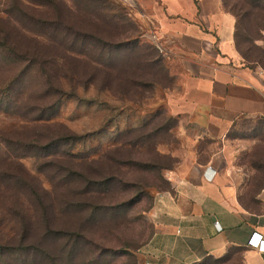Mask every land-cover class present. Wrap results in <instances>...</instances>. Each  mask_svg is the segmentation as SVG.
<instances>
[{"label": "rangeland", "instance_id": "1", "mask_svg": "<svg viewBox=\"0 0 264 264\" xmlns=\"http://www.w3.org/2000/svg\"><path fill=\"white\" fill-rule=\"evenodd\" d=\"M155 4L157 2L152 0H0V157L7 154L8 140L33 139L43 143L48 136L69 131L76 136L73 152L89 155L88 159L79 161L81 170L86 169L90 177L98 178V172L104 171L121 179L111 184V192L105 195L107 204L122 202L121 209L113 216L106 213L102 222L84 230L91 242L85 249L80 247L82 250L74 264H83L81 259L86 258L96 260L98 255L99 259H93L92 264H139L140 250L152 233L147 213L155 194L166 185L160 177H164L165 166H172L174 162L159 149L163 150L165 144L174 146L175 135L173 131L161 132L152 149L122 146V142L136 135L124 134L126 131L141 127L148 120L170 118L165 110V93L176 87L181 61L159 50L158 20L151 12ZM99 6L107 8L108 15H114L112 25L120 26L121 38L155 46L162 56L161 66L151 67L143 62L146 56L153 55L150 49L114 54V62L125 66H119L120 71L112 70L110 74L105 70L97 71L96 65L90 63L85 66L69 61L61 66L55 54L61 53L62 46L47 43L46 36L63 39L66 30L85 29L82 27L85 23L80 20L101 14L103 7ZM96 22L100 30H105V36L111 32L108 25L101 28L107 23L103 19ZM252 54L262 58L260 62L264 63L263 33L254 41ZM238 55L243 65L264 72V64L246 61ZM46 58L52 60L49 77L45 76L41 65ZM51 103L54 105L49 108ZM51 112L55 115L43 120ZM158 112L160 115L155 117ZM227 135L235 162L244 171L254 170L256 179L264 182V120L241 118L233 123ZM164 155L167 157H161ZM103 156L106 160H102V164L95 162ZM20 161L47 192L43 200L52 228L79 229L76 214L63 215L55 207L60 198L81 186L67 189L57 186V181L46 177L38 168L40 160L26 156ZM118 161H128L130 165L118 164ZM142 162H148V167H143ZM15 198L20 203L24 200L23 196ZM7 208L0 203V244L13 246L17 227L7 214ZM32 213L33 207H30L27 215ZM34 224L35 229L28 238L32 243L37 241L41 231L40 222L34 221ZM58 240L49 238L44 242L52 256L59 248ZM123 250L131 256L123 255ZM202 264L220 263L208 259Z\"/></svg>", "mask_w": 264, "mask_h": 264}, {"label": "crops", "instance_id": "2", "mask_svg": "<svg viewBox=\"0 0 264 264\" xmlns=\"http://www.w3.org/2000/svg\"><path fill=\"white\" fill-rule=\"evenodd\" d=\"M152 1L159 50L181 70L165 93L176 142L159 149L174 159L163 173L170 189L153 198L139 264H264V252L247 243L254 232L264 240V182L235 162L227 137L241 118L264 120V72L240 63L235 17L222 0ZM205 166L216 170L212 181Z\"/></svg>", "mask_w": 264, "mask_h": 264}, {"label": "trees", "instance_id": "3", "mask_svg": "<svg viewBox=\"0 0 264 264\" xmlns=\"http://www.w3.org/2000/svg\"><path fill=\"white\" fill-rule=\"evenodd\" d=\"M222 4L224 9L235 17L233 39L237 52L246 61L262 63L260 61L263 59L252 54V49L257 36L264 34V0H222ZM101 7L103 6H99V8ZM101 9L103 10L100 11L101 14L94 15L93 19L82 17L80 22L85 23L82 26L85 28L83 30L73 29L69 32L66 30L63 39L45 35L47 43L53 45L59 43L62 46L61 53L55 54L61 61V66L69 61L79 62L85 66L90 63L96 65L97 71L105 70L106 73L110 74L112 70L120 71L119 69L125 66L123 63L118 65L116 61L114 62V54L120 55L123 52L133 54L138 50L148 52L149 49L153 55L146 56L143 62L151 67L161 66L162 56L155 46L140 43L136 39L121 38L123 32L119 31L120 26L117 23L112 25L114 15H108L109 12L105 7ZM99 19L107 22L101 28L107 25L111 27H109L111 32L108 31L106 36L105 30H100V24L96 22ZM91 27L95 29L93 30ZM70 36L72 37L71 40ZM66 39H69L70 42L67 43ZM51 61V59L46 58L45 61L41 62L43 73L47 77L50 76L48 71H50L49 63ZM131 82L133 83V81ZM49 86L50 88L53 87L52 84ZM54 104L51 103L48 107L51 108ZM54 115L55 112H51L43 120H49ZM156 115L159 116L160 113L158 112L154 116L156 117ZM158 120L150 119L141 127L126 131L124 134L136 133V135L122 142V146L154 148L158 143V135L161 132L171 131L176 124V120L172 117L167 121H163V118ZM75 138L74 134L65 131L58 136H48L43 143L33 139L8 140L6 144L8 147L7 154L0 157V203L8 207L5 210L16 223L17 228H15L13 237L16 244L13 246L0 244V264H74L78 259V253L82 250L81 248L85 249L91 242L84 230L88 231L90 225L102 222L106 213V216H113L121 209L122 202L107 204L105 201V195L111 192L109 186L113 183H119L121 179L113 174L106 175L104 171L98 172V178L96 176L90 177L86 169L85 171L84 168L81 170L79 161L88 159L89 155L84 152H73ZM118 139L116 140L119 141ZM122 146L116 150H121ZM26 156L40 160L38 168L43 171L46 177L57 181V186L66 189L75 185L81 186L79 190L73 191L70 195L68 192L67 196L60 198L55 207L56 211L63 215L76 214L80 224L79 229L60 230L52 228L43 200V195L47 192L37 177L31 174L21 163L20 159ZM161 157L166 158L167 155ZM104 158V156L97 158L95 162L102 164L101 161L106 160ZM111 158L114 160L113 156ZM117 163L130 165L128 161H118ZM142 163L144 164L143 167H148V162ZM168 167L165 166V168ZM160 177L164 178L163 176ZM163 180L166 185L162 190L170 189L168 181L165 178ZM15 196H23L24 200L20 203ZM30 207H33V213L27 215ZM34 221L40 222L41 231L38 233L37 241L32 243L28 238L35 229ZM49 238L60 239L58 240L60 241L59 248L54 256L49 253L47 245L44 244ZM122 254L131 256L126 250H123ZM98 256L96 260L99 259ZM93 259L95 260V257L81 259V263L92 264ZM208 259L213 258L208 257L195 264H202ZM213 260L220 264L224 263V259Z\"/></svg>", "mask_w": 264, "mask_h": 264}, {"label": "built area", "instance_id": "4", "mask_svg": "<svg viewBox=\"0 0 264 264\" xmlns=\"http://www.w3.org/2000/svg\"><path fill=\"white\" fill-rule=\"evenodd\" d=\"M216 170H213L210 166H205L202 175L205 180L212 181L215 177ZM215 224H218L215 221ZM248 245L256 247L259 251L264 252V240L261 238L260 234L252 233L247 241Z\"/></svg>", "mask_w": 264, "mask_h": 264}]
</instances>
